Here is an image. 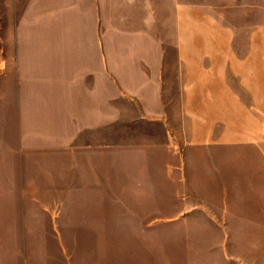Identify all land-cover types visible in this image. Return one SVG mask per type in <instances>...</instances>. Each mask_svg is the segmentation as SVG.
Instances as JSON below:
<instances>
[{
  "label": "crops",
  "instance_id": "crops-1",
  "mask_svg": "<svg viewBox=\"0 0 264 264\" xmlns=\"http://www.w3.org/2000/svg\"><path fill=\"white\" fill-rule=\"evenodd\" d=\"M110 38L119 129L184 145L254 136L264 153V0H0L5 117L22 150L47 137L83 154L74 167L106 166Z\"/></svg>",
  "mask_w": 264,
  "mask_h": 264
},
{
  "label": "rangeland",
  "instance_id": "rangeland-1",
  "mask_svg": "<svg viewBox=\"0 0 264 264\" xmlns=\"http://www.w3.org/2000/svg\"><path fill=\"white\" fill-rule=\"evenodd\" d=\"M107 42L101 172L47 137L22 150L0 76V264H264L259 137L184 145L158 127L119 129V40Z\"/></svg>",
  "mask_w": 264,
  "mask_h": 264
}]
</instances>
